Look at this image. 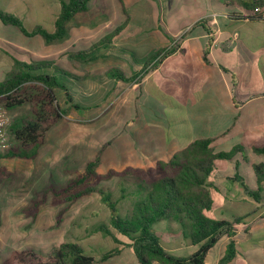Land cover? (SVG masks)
<instances>
[{"label":"crops","instance_id":"0c3cea01","mask_svg":"<svg viewBox=\"0 0 264 264\" xmlns=\"http://www.w3.org/2000/svg\"><path fill=\"white\" fill-rule=\"evenodd\" d=\"M34 1L26 0L27 15L35 13ZM241 1L89 0L87 10L74 17L81 20L67 25L71 40L59 48L58 67L75 77L63 78L76 104L120 103L129 110L123 150L115 156L117 162L114 158L108 164L112 170L145 169L157 160L167 161L197 139H216L215 152L243 147V154L218 162L211 181L221 218L246 217L256 206L261 208L253 220L238 226L232 237H221L227 244L234 243L235 255L230 262L245 264V255L256 250L264 256V217L259 216L264 214V193L256 203L245 190L256 189L252 164L264 161V156L252 150L253 146H264V83L260 76V68H264V7H258V17L243 20L253 12ZM41 2L44 10L45 0ZM49 3L46 0L50 10ZM3 26L0 21V81L13 65L9 49L33 59L48 47L42 38L35 40L39 36L25 37L17 29L3 31ZM118 27L121 30L110 43L95 51L101 55L97 60L84 62L68 55L90 48ZM206 28L213 31L212 39ZM28 38L33 39L29 42ZM168 48L173 49L170 55L152 68V64L145 66L147 58ZM110 69L121 71L129 80L106 76ZM244 84L249 87L244 89ZM103 110L93 112L94 116ZM94 116L90 119L95 120ZM75 120L78 126L87 122L84 118ZM95 159L100 156H92L91 160ZM237 205L251 211L241 214ZM185 246L189 249L191 245L180 241L179 247L164 249L181 253Z\"/></svg>","mask_w":264,"mask_h":264},{"label":"trees","instance_id":"16d2710c","mask_svg":"<svg viewBox=\"0 0 264 264\" xmlns=\"http://www.w3.org/2000/svg\"><path fill=\"white\" fill-rule=\"evenodd\" d=\"M56 12L52 30L40 25L26 29L21 20L11 14L0 11L3 25L15 27L23 36H39L46 44L62 40L67 36V25L74 17L87 10L89 0H56ZM244 8L252 10L250 16L242 19H253L260 15L258 7H264V0H242ZM251 7V8H250ZM213 38V31L206 28ZM121 27L103 36L90 48L78 53H68L70 58L92 62L96 58L92 54L100 47L108 45L119 33ZM173 49L168 48L147 58L145 66H155L160 60L170 55ZM8 55L13 60L10 71L0 81V103L6 109L22 104L29 105L31 118H19L8 128L10 137L18 146L10 145L0 152V174L5 172L1 161L6 158L19 157L27 160L37 156L38 149L46 142L48 132L65 116V110L57 100V91H62L67 104L78 109L80 105L72 103L69 88L64 76L75 77L60 69L52 59L39 58L33 61L16 59V53L9 49ZM52 73H49V72ZM106 76L116 77L121 81L129 79L116 69L105 72ZM214 138L197 139L185 148L175 152L167 161L157 160L145 169L126 167L120 171L110 168L98 172V159L88 162L84 172L68 181L55 191V196H63L67 201H74L81 196L96 192L100 201L108 210V223L98 226V231L109 237L117 247L100 255L101 262L119 254L124 248H131L137 264H204L209 250L223 236L232 237L238 226L253 220V216L261 209L245 216L221 218L220 206L212 196L211 177L219 168V161L231 160L236 154H243V147L234 146L226 152H215ZM253 152L264 156V146H253ZM246 160V157L243 156ZM256 179V189L245 188L248 195L256 203L264 193V161L252 164ZM122 179L130 178L140 190V198L131 203L122 212L118 211V203L104 187L98 186L102 179L112 176ZM107 191V192H106ZM124 192V190H121ZM122 198V197H121ZM121 205V202L120 204ZM121 207V206H120ZM260 218L264 214H259ZM169 222L177 224L188 239L192 251L187 256H176L164 249L152 227L157 223ZM235 255L233 241H229L223 256L216 264H228ZM1 264H98L94 256L85 254L83 248L76 243H62L55 255L43 256L31 249L13 250ZM105 264V263H104Z\"/></svg>","mask_w":264,"mask_h":264},{"label":"rangeland","instance_id":"374dc122","mask_svg":"<svg viewBox=\"0 0 264 264\" xmlns=\"http://www.w3.org/2000/svg\"><path fill=\"white\" fill-rule=\"evenodd\" d=\"M12 1L0 0V11L19 18L26 29L40 25L47 30H52L58 10L56 0H50V10L46 6V0L44 10L41 6L42 0H35L33 15L30 11L27 15L24 10L26 0ZM76 19L81 20L80 17L74 18L73 24ZM3 27V31L8 29L17 31L13 26L4 25ZM18 35L21 39L19 32ZM28 39L30 42L33 38ZM38 39L40 37H35V40ZM22 40L25 42L27 38L24 37ZM70 40L67 35L62 40L49 43L45 53L43 55L36 53L35 59L22 54H16V58L27 62L42 57V59L54 60L59 66L61 56L59 48H63ZM79 47L83 48V45L80 44ZM36 50L40 51L39 48ZM92 56H96L97 60V57L101 55L94 52ZM70 62L74 63L72 60ZM243 67L244 64L241 65V69ZM67 69L73 74L76 73L71 67ZM260 76L261 83H264V68H260ZM243 87L246 89L249 86L244 84ZM56 97L65 110V116L48 132L46 142L38 149L37 156L30 160L12 157L1 161L5 172L0 174V264L13 250L31 249L43 256L55 255L60 244L67 242L80 245L85 254L94 256L98 264H137L132 249L127 247L106 262H101L100 255L115 249L117 245L98 231L99 225L108 223V210L96 192L81 196L74 201H67L63 196L54 195L57 189L84 172L85 165L93 161L92 156H100L97 164L98 172L108 168L110 160L115 158L114 161H118L115 156L123 150L124 124L129 110H124L123 104L106 102L98 106L80 103L82 105L76 111V108L67 104L62 91H57ZM72 101L75 103L74 99ZM3 108L10 118V125L19 118H31L28 104L12 109H6L4 106ZM98 109L104 110L100 115L94 116ZM93 116L95 120L90 119ZM76 118L87 119V122L78 126ZM8 128L6 130L8 146H18V143L8 134ZM74 145L76 147H73ZM86 147H88L87 152ZM98 186L104 187L112 194V199L117 201L118 211L122 215H125L122 213L124 209L131 208L132 201L141 196L136 182L130 178L122 179L114 175L102 179ZM120 202L121 205H119ZM237 206L241 214L251 211L250 207L242 210L241 205ZM233 208L235 209L236 205ZM152 229L162 246L168 250L179 247L180 241L188 242L180 226L175 223L171 225L167 221L157 223ZM226 246L225 238L219 239L208 252L204 264H215L224 254ZM190 247L188 249L185 246L181 253L173 252L172 254L187 256L192 250ZM259 252L256 250L249 253V256H252L251 259L245 255L247 261L245 260L244 263L261 264L264 256ZM229 264L241 263L232 261Z\"/></svg>","mask_w":264,"mask_h":264},{"label":"built area","instance_id":"2783aa9c","mask_svg":"<svg viewBox=\"0 0 264 264\" xmlns=\"http://www.w3.org/2000/svg\"><path fill=\"white\" fill-rule=\"evenodd\" d=\"M10 123V118L5 114L4 108L0 104V152L8 148L6 130Z\"/></svg>","mask_w":264,"mask_h":264}]
</instances>
